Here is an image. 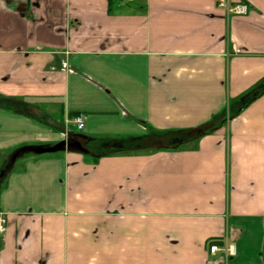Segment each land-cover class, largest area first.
Wrapping results in <instances>:
<instances>
[{"label":"crops","instance_id":"0c3cea01","mask_svg":"<svg viewBox=\"0 0 264 264\" xmlns=\"http://www.w3.org/2000/svg\"><path fill=\"white\" fill-rule=\"evenodd\" d=\"M218 1L0 0V264H264V0Z\"/></svg>","mask_w":264,"mask_h":264},{"label":"built area","instance_id":"2783aa9c","mask_svg":"<svg viewBox=\"0 0 264 264\" xmlns=\"http://www.w3.org/2000/svg\"><path fill=\"white\" fill-rule=\"evenodd\" d=\"M218 6L226 10L228 16L236 17H247L251 10L248 3H233L231 0H219ZM74 123L79 130H83L85 127V117L83 115L76 116L74 118ZM7 224L8 222L5 214L0 213V234H5L7 232ZM209 249L211 254H216L217 252L222 251L226 260L237 255L236 245L229 240H223L220 242L219 240H213L209 244Z\"/></svg>","mask_w":264,"mask_h":264},{"label":"water","instance_id":"95a60500","mask_svg":"<svg viewBox=\"0 0 264 264\" xmlns=\"http://www.w3.org/2000/svg\"><path fill=\"white\" fill-rule=\"evenodd\" d=\"M65 150H73L81 153L88 154L91 151L88 148L83 147L80 143L75 142L71 143L70 141H62L54 146H47V147H26L22 148L21 150L17 151L12 156V162H15L16 159L25 153H34L37 155L46 154V153H56Z\"/></svg>","mask_w":264,"mask_h":264},{"label":"trees","instance_id":"16d2710c","mask_svg":"<svg viewBox=\"0 0 264 264\" xmlns=\"http://www.w3.org/2000/svg\"><path fill=\"white\" fill-rule=\"evenodd\" d=\"M115 1V2H114ZM117 1V3H116ZM127 0H109L110 8L115 5V7H121V5ZM11 108L16 109V106H11ZM229 115H231V111L229 112ZM110 140H92L89 139L87 142V148L92 152L96 151V149H101L102 145L107 144ZM6 175H0V190L4 187L6 183ZM220 242V240H219Z\"/></svg>","mask_w":264,"mask_h":264},{"label":"rangeland","instance_id":"374dc122","mask_svg":"<svg viewBox=\"0 0 264 264\" xmlns=\"http://www.w3.org/2000/svg\"><path fill=\"white\" fill-rule=\"evenodd\" d=\"M190 146H192L191 143H189V144H187V145H183L181 149L189 148ZM113 148L119 150V149H120V146H119V145H115ZM101 150H104V147H103V148L101 147ZM96 151H97V150H96ZM115 151H116V150H115ZM10 159H11V158H10ZM1 175H5V169L1 172Z\"/></svg>","mask_w":264,"mask_h":264}]
</instances>
